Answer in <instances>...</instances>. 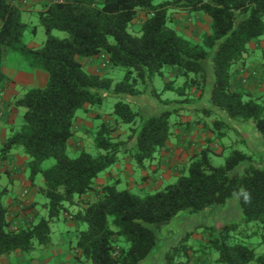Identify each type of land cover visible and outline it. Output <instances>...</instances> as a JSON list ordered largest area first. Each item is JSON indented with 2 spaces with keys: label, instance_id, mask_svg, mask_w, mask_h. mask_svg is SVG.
Listing matches in <instances>:
<instances>
[{
  "label": "trees",
  "instance_id": "1",
  "mask_svg": "<svg viewBox=\"0 0 264 264\" xmlns=\"http://www.w3.org/2000/svg\"><path fill=\"white\" fill-rule=\"evenodd\" d=\"M172 12L201 13L209 19L207 30L196 42L169 26ZM143 14L138 34L129 31ZM46 38L38 47L25 42L37 25L23 20V10L11 0H0V89L7 79L3 62L8 52L20 54L34 69L47 74L42 87H29L12 99V107L23 108L22 120L13 127L0 148L6 159L19 148L28 156L26 169L33 184L41 174L39 192L47 217L24 227H11L9 208L0 199V256L29 252L35 244L50 245V222L59 218L83 195L95 192L83 209L71 214L77 229L73 254L77 261L91 264H143L155 251L157 226L178 213L200 214L224 206L237 198L246 222L264 225V164L251 155L233 150L223 165L210 161V140L190 157L186 169L165 188L145 195L119 190L115 183L97 189L95 179L112 166L127 141L117 139L121 123L131 127L135 140L132 157L139 165L152 161L173 137L172 116L180 108L161 109L143 120L127 102L114 104L113 123L102 120L95 132L97 155L81 151L70 157L67 146L75 133L77 112L103 102L102 92L139 96L151 92L160 103L166 90H175L176 102L192 104L207 88L213 111L229 119L250 121L264 140V104L259 96L233 81L234 66L243 62L249 44L264 35V0H52L36 14ZM65 32L59 38L53 34ZM105 55L111 67H121L123 77L114 82L108 75L92 73L84 60ZM184 77L175 88L174 79L161 92L152 87L155 75ZM261 82L264 83V48L261 53ZM194 92L198 95L195 96ZM259 99V100H258ZM215 128L224 126L213 120ZM47 159L54 162L43 169ZM85 228L82 229V225ZM225 226L208 227L205 243L189 244L188 235L164 253V264H200L196 254L218 253V264H264V254L233 240ZM236 228V227H235ZM234 228V229H235ZM191 234H193L191 232ZM197 261V262H196Z\"/></svg>",
  "mask_w": 264,
  "mask_h": 264
},
{
  "label": "rangeland",
  "instance_id": "2",
  "mask_svg": "<svg viewBox=\"0 0 264 264\" xmlns=\"http://www.w3.org/2000/svg\"><path fill=\"white\" fill-rule=\"evenodd\" d=\"M23 10V20L31 27L37 25V32L32 34L30 30L25 32V42L31 47L40 46L46 34L44 28L38 23L36 14L46 4L52 0H12ZM164 0H153V3H160ZM144 19L143 14L129 28V31L138 34L141 22ZM169 26L176 28L183 36L196 42L200 39V34L207 30L209 26L207 16L201 13H183L172 12V21H169ZM53 34L59 38L65 37V32L55 30ZM261 37H264L261 36ZM260 37V38H261ZM263 43L255 41L249 46L248 52L245 55L243 62H238L234 66L233 81L237 86L242 83V87L249 90V83L259 84L258 79L261 71V53ZM85 68L88 71L93 70L97 74L108 75L113 78L114 82L119 81L123 77V69L121 67H111L105 55H99L96 58L84 60ZM3 70L7 75V79L0 89V109H15L12 107V99L16 95H20L22 91L29 87H42L47 82V74L42 70H37L29 66L26 60L16 52H8L4 58ZM21 73L26 76L27 83L25 85H17L16 77ZM174 79L175 88L184 82V77L175 78L172 74L165 73L163 76L155 75L152 80V87L158 92H161L165 83ZM245 80V81H244ZM23 84V83H22ZM240 86V85H239ZM12 88L17 91L10 101L3 99L5 88ZM257 88H261L258 86ZM210 91V90H209ZM209 91L206 88L205 93L199 100H194L192 104L178 103L179 98L175 90H166L161 93V98L167 104H162L159 100L147 92L144 95L131 96L122 94L116 96L112 92H102L103 102L99 106H88V111L81 109L77 115L83 121L87 120V112L90 114L97 113L98 119L96 125H90L87 128L84 123L75 120V131L67 146V153L70 157H76L81 151L88 152L92 155H97L99 150L95 146V132L102 120L107 123H113L114 115L112 114L114 104L118 101L127 102L132 109L138 111L143 120L153 114L158 113L161 109H177L180 108L179 116H172L173 122L178 119L181 124H174L173 137L170 139V145L166 147L163 154L160 152L152 161H145L143 165H139L132 157V152L135 149V140H131V127H138L141 124L140 118H137L135 124L121 123L117 129L116 138L127 141L123 145L117 161L102 171L99 176L104 177L110 175L107 182L115 183L119 190H128L134 194L145 195L154 193L165 188L173 183L181 172L186 169L190 157L202 149L210 140V147L213 152L210 154L211 164L214 166L223 165L226 158L233 150L242 151L251 155L256 162L264 164V140L259 136L253 123L250 121H242L238 119H229L224 114L213 111L210 115L202 112V109H214L209 102ZM252 93L255 94L251 90ZM259 93V92H258ZM262 93V92H261ZM195 96L198 95L194 92ZM260 99V100H259ZM259 101L264 104V92L259 96ZM21 110V118L24 112ZM87 114V115H86ZM213 120H222L224 126L215 128ZM94 122V121H93ZM18 126V125H17ZM53 159H47L42 163V168H48L53 164ZM28 173V171H27ZM35 183L43 185V177L38 174L35 178ZM4 201V200H3ZM37 209L39 212L36 221L41 217H47V210L43 204L46 198L39 192L37 198ZM78 208L76 205L70 206L69 211L75 212ZM63 217L60 220L50 222V246L48 251H43L45 247L35 244V248L29 252H13L5 254L4 257L9 259L10 264H56L63 258L61 232L69 233L70 226ZM213 227L217 232L225 226H235L231 228L230 235L233 240H238L245 245L254 248L257 254H264V225L254 222H246L241 213L237 198L228 201L224 206L215 207L213 210L191 214L180 212L171 221L159 226L152 224L157 234L158 245L155 251L144 261L143 264H164V253L170 246L178 243L182 238L188 235V243L193 244V236L196 237L206 235L208 227ZM85 228V224L82 225ZM191 232L193 234H191ZM70 234V233H69ZM71 236V235H70ZM73 247L76 243V236H72ZM48 247V246H47ZM69 247V245H67ZM210 251L209 256L196 254L200 264H218L215 259L218 253L214 250ZM54 253V255H53ZM52 254V255H51ZM73 254V250L71 251ZM74 255V254H73ZM51 256L49 260H45ZM205 256V257H204ZM197 262V261H196ZM249 264H257L251 262Z\"/></svg>",
  "mask_w": 264,
  "mask_h": 264
},
{
  "label": "crops",
  "instance_id": "3",
  "mask_svg": "<svg viewBox=\"0 0 264 264\" xmlns=\"http://www.w3.org/2000/svg\"><path fill=\"white\" fill-rule=\"evenodd\" d=\"M13 4L14 1L11 0ZM16 5V4H15ZM24 13V12H23ZM209 22V19H208ZM261 41L263 43L262 49L264 48V37H261L255 41ZM253 41V42H255ZM251 42L249 46L253 44ZM95 56L93 58H96ZM90 72L96 73L93 70ZM16 77L17 85H25L27 83L26 76H23L19 73ZM260 76L258 79L259 84L256 83H249L250 91L252 90L255 92V95L260 96L263 95L264 92V83L260 80ZM245 81V80H244ZM23 83V84H22ZM235 83V82H234ZM241 86L242 83H238L237 86ZM260 86L261 88H257ZM12 88H5L3 93V99L10 101L11 97L16 93ZM259 92V93H258ZM262 92V93H261ZM85 111H88L85 110ZM88 114V115H87ZM87 120L83 121L80 116L77 115V121L81 124L84 123V126L87 128L90 125H96L95 121L98 119L97 113L90 114L87 112ZM21 118V110L20 109H0V148L2 143L5 141L6 137L9 134V131L16 127L19 124V120ZM94 121V122H93ZM75 127V131L77 130V126ZM170 145V141L167 143L165 148L162 150L164 151L167 146ZM163 151L161 152L163 154ZM28 160V156L22 152L21 149L16 148L9 152L8 157L6 159H2L0 156V199L9 208V220L11 222V227H24L28 226L31 223L36 222V217H38L39 212L37 209V202L36 198L39 194L38 187L41 186L35 183L33 184L29 180L27 169H26V162ZM108 179H110V175H106L104 177H98L95 179V187L99 189V187L103 184H108ZM95 192H90L83 195L77 202L74 204L79 209H83L86 206L87 201H93L95 199ZM4 200V201H3ZM76 212V211H75ZM68 210L59 216V218L55 220H60L62 216L63 219L68 222L67 224L70 226L69 233L61 232V242L63 243L62 248L59 252L65 254L62 259H60L56 264H91L90 262L84 261L80 262L77 261L71 251L73 250V243L71 237L76 235L77 229L75 226V222L72 220L71 214L75 213ZM53 220V221H55ZM71 235V236H70ZM193 236V244L199 245L205 243L206 235L203 236ZM69 245V247H67ZM49 248L53 250V246L45 247V249H41V253L43 251H48ZM62 250V251H61ZM52 255V254H51ZM54 255V253H53ZM4 255L0 256V264H10L9 259L4 257ZM51 256H48L46 261L50 259ZM205 257V256H204ZM205 264V263H203ZM207 264H211L208 263Z\"/></svg>",
  "mask_w": 264,
  "mask_h": 264
}]
</instances>
